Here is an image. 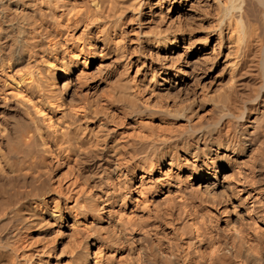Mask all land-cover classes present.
<instances>
[{
  "label": "bare ground",
  "instance_id": "bare-ground-1",
  "mask_svg": "<svg viewBox=\"0 0 264 264\" xmlns=\"http://www.w3.org/2000/svg\"><path fill=\"white\" fill-rule=\"evenodd\" d=\"M0 264H264V0H0Z\"/></svg>",
  "mask_w": 264,
  "mask_h": 264
}]
</instances>
